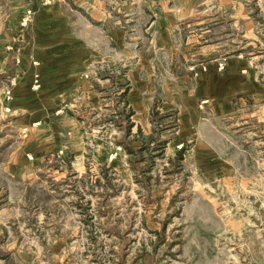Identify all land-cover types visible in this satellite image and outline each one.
I'll return each mask as SVG.
<instances>
[{
  "label": "crops",
  "instance_id": "crops-1",
  "mask_svg": "<svg viewBox=\"0 0 264 264\" xmlns=\"http://www.w3.org/2000/svg\"><path fill=\"white\" fill-rule=\"evenodd\" d=\"M2 1L0 95L8 88L12 98L0 117V264H21L14 254L25 253L11 244L8 197L25 172V141L40 151L64 136L79 148L74 111H120V85L129 83L135 150L140 130L165 141L160 157L173 161L185 148L199 158L214 150L202 128L216 137L219 119L240 115L264 141V0Z\"/></svg>",
  "mask_w": 264,
  "mask_h": 264
},
{
  "label": "rangeland",
  "instance_id": "rangeland-1",
  "mask_svg": "<svg viewBox=\"0 0 264 264\" xmlns=\"http://www.w3.org/2000/svg\"><path fill=\"white\" fill-rule=\"evenodd\" d=\"M82 109L74 111L82 116L79 148L64 136L42 141L40 151L24 143L25 172L8 195L18 226L11 244L25 249L16 262L264 264V141L253 136L256 126L245 127L241 115L221 118L216 137L202 128L214 138L212 153L146 158L133 172L118 144L119 111Z\"/></svg>",
  "mask_w": 264,
  "mask_h": 264
},
{
  "label": "trees",
  "instance_id": "trees-1",
  "mask_svg": "<svg viewBox=\"0 0 264 264\" xmlns=\"http://www.w3.org/2000/svg\"><path fill=\"white\" fill-rule=\"evenodd\" d=\"M119 87L123 89V92L121 93L120 97H121V101L124 102V106H123V109H121L118 113L121 119L118 125L123 130L122 139H120L118 144L121 147H123V149H125V151L129 155V159H128L129 165H130L131 170L134 172L135 170L138 169V164L146 161V158L154 159L157 156L160 157L161 155H163L166 143L165 141H161L160 138L156 137L154 133L150 136H145L139 130L137 135L143 141V146L138 150H135L130 146L129 136L131 135V129L133 126V123L131 122V116L133 114V111L126 109L127 108L126 95L129 90V83H125L123 85H120ZM160 118H159V121H160ZM159 131L161 132V129H159ZM154 142H156V144L152 146L151 144ZM184 151H185V148L179 151L176 157L183 158ZM147 168L148 166H144L141 169L143 171V174H146Z\"/></svg>",
  "mask_w": 264,
  "mask_h": 264
},
{
  "label": "built area",
  "instance_id": "built-area-1",
  "mask_svg": "<svg viewBox=\"0 0 264 264\" xmlns=\"http://www.w3.org/2000/svg\"><path fill=\"white\" fill-rule=\"evenodd\" d=\"M46 1L48 2L49 0ZM225 65H226V59H224L222 62L219 63L220 69H224ZM7 98L8 99L11 98V91H7Z\"/></svg>",
  "mask_w": 264,
  "mask_h": 264
}]
</instances>
